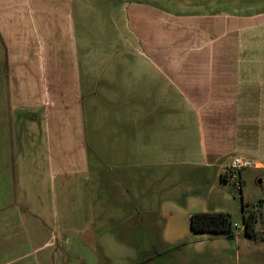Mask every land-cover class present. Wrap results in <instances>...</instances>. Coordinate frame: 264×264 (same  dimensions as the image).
Returning <instances> with one entry per match:
<instances>
[{"label":"crops","instance_id":"0c3cea01","mask_svg":"<svg viewBox=\"0 0 264 264\" xmlns=\"http://www.w3.org/2000/svg\"><path fill=\"white\" fill-rule=\"evenodd\" d=\"M179 3L187 9L142 0H0V75L9 97L0 113L9 125L15 115L10 141L34 129L58 146L67 129L74 147L67 157L88 172L87 132L97 130L92 119L105 93L107 110H118L106 142L121 147L119 169L147 163L174 177L178 163L196 156L191 165L215 168L226 182L235 155L264 168V12ZM130 96L136 123L126 116Z\"/></svg>","mask_w":264,"mask_h":264},{"label":"rangeland","instance_id":"374dc122","mask_svg":"<svg viewBox=\"0 0 264 264\" xmlns=\"http://www.w3.org/2000/svg\"><path fill=\"white\" fill-rule=\"evenodd\" d=\"M142 1L170 11L187 9L181 0ZM197 1L193 6L226 13L264 12V0ZM96 20L103 22L99 14ZM2 80L0 75V111L9 101ZM98 95L103 102L98 100L92 119L97 130L87 132L90 163L85 173L67 157L74 149L66 143L67 129L58 146L46 144V132L34 129L12 143L15 115L9 125L0 113V264H264V168L237 172L245 183L242 191L222 182L215 168L191 165L196 156L178 163L174 177L168 167L147 163L119 169L117 164H124L119 163L121 147L106 142L118 110H107L105 93ZM132 98L129 122L137 112V98ZM207 210L228 212L231 232L193 231L190 214ZM253 212L256 235L248 237L244 216Z\"/></svg>","mask_w":264,"mask_h":264},{"label":"trees","instance_id":"16d2710c","mask_svg":"<svg viewBox=\"0 0 264 264\" xmlns=\"http://www.w3.org/2000/svg\"><path fill=\"white\" fill-rule=\"evenodd\" d=\"M255 212L244 216V230L248 237H255L254 224ZM190 227L195 232L230 233L232 230V219L228 212L224 211H198L190 214Z\"/></svg>","mask_w":264,"mask_h":264},{"label":"built area","instance_id":"2783aa9c","mask_svg":"<svg viewBox=\"0 0 264 264\" xmlns=\"http://www.w3.org/2000/svg\"><path fill=\"white\" fill-rule=\"evenodd\" d=\"M256 164L250 158H246L241 155H235L231 159V163L229 164L228 169L225 172V181L236 186L239 191L244 189L245 183L240 176H238L237 172L246 167H252Z\"/></svg>","mask_w":264,"mask_h":264}]
</instances>
